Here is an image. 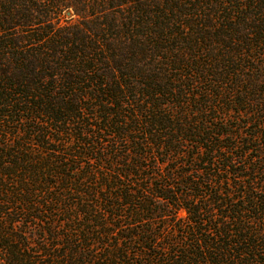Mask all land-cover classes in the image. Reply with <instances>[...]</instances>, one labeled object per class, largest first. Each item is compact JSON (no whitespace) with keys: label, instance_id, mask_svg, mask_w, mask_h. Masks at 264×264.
<instances>
[{"label":"trees","instance_id":"16d2710c","mask_svg":"<svg viewBox=\"0 0 264 264\" xmlns=\"http://www.w3.org/2000/svg\"><path fill=\"white\" fill-rule=\"evenodd\" d=\"M0 264H264V0H0Z\"/></svg>","mask_w":264,"mask_h":264},{"label":"water","instance_id":"95a60500","mask_svg":"<svg viewBox=\"0 0 264 264\" xmlns=\"http://www.w3.org/2000/svg\"><path fill=\"white\" fill-rule=\"evenodd\" d=\"M68 14L70 15V14H71V12H68Z\"/></svg>","mask_w":264,"mask_h":264}]
</instances>
